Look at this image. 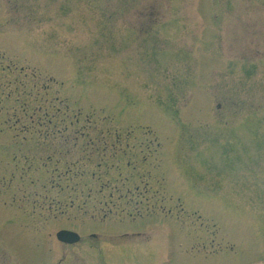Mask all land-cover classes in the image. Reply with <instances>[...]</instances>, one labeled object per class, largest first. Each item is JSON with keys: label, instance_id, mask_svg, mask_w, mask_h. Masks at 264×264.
I'll return each instance as SVG.
<instances>
[{"label": "rangeland", "instance_id": "rangeland-1", "mask_svg": "<svg viewBox=\"0 0 264 264\" xmlns=\"http://www.w3.org/2000/svg\"><path fill=\"white\" fill-rule=\"evenodd\" d=\"M0 264H264V0H0Z\"/></svg>", "mask_w": 264, "mask_h": 264}, {"label": "water", "instance_id": "water-1", "mask_svg": "<svg viewBox=\"0 0 264 264\" xmlns=\"http://www.w3.org/2000/svg\"><path fill=\"white\" fill-rule=\"evenodd\" d=\"M58 238L60 241L69 243V244L79 242L80 240V236L78 234H76L75 232L67 231V230H63L59 232Z\"/></svg>", "mask_w": 264, "mask_h": 264}, {"label": "flooded vegetation", "instance_id": "flooded-vegetation-1", "mask_svg": "<svg viewBox=\"0 0 264 264\" xmlns=\"http://www.w3.org/2000/svg\"><path fill=\"white\" fill-rule=\"evenodd\" d=\"M62 230H68V229H62ZM62 230H59L58 232H60V231H62ZM73 231V230H72ZM56 237H57V239H58V242L60 241L59 240V238H58V233H56ZM92 238H97V236L94 234V235H92ZM80 240H81V238H80ZM60 243H62V245H64L65 247H69V246H75L76 245V243L73 245V244H68V243H65V242H62V241H60Z\"/></svg>", "mask_w": 264, "mask_h": 264}]
</instances>
